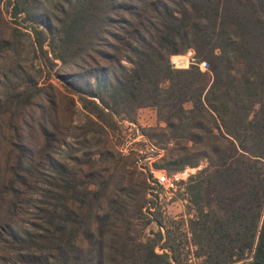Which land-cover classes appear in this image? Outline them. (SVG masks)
<instances>
[{"label": "trees", "instance_id": "obj_1", "mask_svg": "<svg viewBox=\"0 0 264 264\" xmlns=\"http://www.w3.org/2000/svg\"><path fill=\"white\" fill-rule=\"evenodd\" d=\"M1 3L0 264H264V0ZM37 52L81 71L41 85ZM142 107L151 167L196 169L188 238L114 137Z\"/></svg>", "mask_w": 264, "mask_h": 264}, {"label": "rangeland", "instance_id": "obj_2", "mask_svg": "<svg viewBox=\"0 0 264 264\" xmlns=\"http://www.w3.org/2000/svg\"><path fill=\"white\" fill-rule=\"evenodd\" d=\"M3 4L5 3L6 0H0ZM5 18H7V22L10 25H13L11 23L12 18L9 17L7 13H4ZM112 29V27H111ZM108 41H112V43H115L116 40H114L111 36H107ZM108 42H104L100 47L104 51H112V48H110L107 44ZM27 46V45H26ZM44 48L49 49L47 46V42L44 43ZM27 53V52H26ZM95 53V52H92ZM193 54V51L187 50L184 54H173L170 57V61L176 60L179 63H185L182 64L183 66H176V67H185L189 63V59L191 55ZM29 59H31V62L35 65L36 68H39L41 70L40 77L38 79L39 84L43 85L46 83H52L57 87H62V79L60 80L57 78V76H70L69 74H79L81 69L70 66V65H62L60 61L54 60L55 64L49 63L45 61L41 53L37 52L36 54L29 53L27 56ZM103 62V60H100ZM29 64V62H28ZM86 67V66H85ZM83 71L82 73H84ZM32 74H35L33 71ZM87 74V75H86ZM85 77L88 78L89 74L86 73ZM65 79V78H64ZM72 78H70L71 80ZM158 123V120L156 118V113L155 109L152 107H142L139 108L136 111L135 114V122L128 121L127 119L121 120L120 125H121V133L119 135H116L114 137H117L120 142L122 143V148L124 151H127L128 149H132L134 153H136L139 158V163L142 165H151L158 156H156V149L155 147H151L150 145L147 144L146 138L143 136L141 133V129L148 127V126H153ZM120 137V138H119ZM146 168V167H145ZM196 169L194 168H186L183 171H179L178 173L185 172L182 175L185 179L188 177L189 174L195 172ZM155 179V175L153 174V178ZM182 188L181 186L178 187L175 191L173 192H166L163 188L162 190H154L153 193L157 198V201H159L158 204L162 207V212L164 216H167L168 218L164 217V220L166 222V225H168L171 234L174 235L175 238L177 239H182L180 237L179 233H185L186 237H189V233L186 227L185 220L188 216L191 214H188V210L186 207V201L184 200L182 196ZM159 192V194H157ZM149 199L151 198V194H149ZM192 213V211H189ZM181 219L183 222H181ZM169 220H173L171 223H169ZM180 221V222H178ZM152 228L153 230H156L157 227L155 226L154 223H150L148 228H146V231H149L148 229ZM185 236L183 237L182 242H184ZM186 263L193 264L195 262L188 261Z\"/></svg>", "mask_w": 264, "mask_h": 264}, {"label": "built area", "instance_id": "obj_3", "mask_svg": "<svg viewBox=\"0 0 264 264\" xmlns=\"http://www.w3.org/2000/svg\"><path fill=\"white\" fill-rule=\"evenodd\" d=\"M171 62V61H170ZM194 62V58H193V54L191 55L190 59H189V63L187 64V66L191 63ZM171 64L176 67V66H183L182 64H186L185 63H179L176 60H172ZM185 66V67H187ZM198 67L200 68V70L205 71L207 69V64L205 61H200L198 63ZM176 68H184V67H176ZM154 148V146H152ZM156 149V148H155ZM161 152V151H160ZM150 168V172L152 174L155 175V179L157 180L158 184L166 191V192H173L175 191L178 187L181 186L180 182L186 180L182 175L180 174H184L185 172L182 173H172V174H168L163 170H156L153 169L151 167V165H149Z\"/></svg>", "mask_w": 264, "mask_h": 264}]
</instances>
